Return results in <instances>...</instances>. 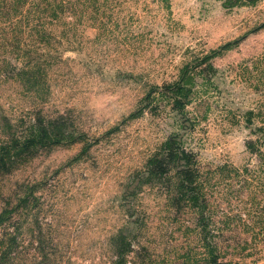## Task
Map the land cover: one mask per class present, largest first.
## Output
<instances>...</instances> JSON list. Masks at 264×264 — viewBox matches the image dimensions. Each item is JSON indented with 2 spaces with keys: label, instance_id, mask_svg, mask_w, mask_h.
Masks as SVG:
<instances>
[{
  "label": "rangeland",
  "instance_id": "rangeland-1",
  "mask_svg": "<svg viewBox=\"0 0 264 264\" xmlns=\"http://www.w3.org/2000/svg\"><path fill=\"white\" fill-rule=\"evenodd\" d=\"M52 5L0 17V264H264V0Z\"/></svg>",
  "mask_w": 264,
  "mask_h": 264
},
{
  "label": "trees",
  "instance_id": "trees-1",
  "mask_svg": "<svg viewBox=\"0 0 264 264\" xmlns=\"http://www.w3.org/2000/svg\"><path fill=\"white\" fill-rule=\"evenodd\" d=\"M52 1L53 0H43L42 8H40V4H36V2H31L30 0H0V17L4 16L7 13L8 14L11 12L16 13L19 11L20 8H22V6L30 4L31 8L35 7V9L33 10L36 13V15H35L36 19L35 20L39 23L38 32H39V34L42 35V33H43L42 32V26L45 25V20L49 19L50 17L55 16V11H54V7L52 5ZM30 18L31 17H29V16L23 15V16H21V21H24L25 19L30 21ZM176 89L178 92H181L183 90L181 83L180 84L178 83V85L176 86ZM177 103L184 104L185 101L184 102L178 101ZM169 145H171V146L177 145L178 146V147L176 146L177 148H175V146H172V148H173L172 151H174L175 153L171 152V154L168 155L169 159L176 160L177 154H179L180 151L184 152L188 158L190 157V155L188 156L186 151L180 149V146L176 140H174L173 142L171 141L169 143ZM190 172H191V170L184 171V173H186L187 176H191ZM251 177L253 180H255V177H257V176L255 175V176H251ZM246 182H247V185L250 187L251 183L248 180ZM186 191L192 193L190 196H193L192 200H194V201H198V199L200 200L201 199L200 197L203 196L197 190H194L193 188L187 187ZM256 196H257V193L252 194V199L250 200L252 202L251 206H247L246 211L249 212V215L254 216V218L256 220V224H263L264 225V213H262L261 209H260L261 207H263V205L259 209H257V210L255 209L256 206H259L261 204V200L260 199L257 200ZM246 204L248 205L249 203L246 202ZM201 206H203L201 210L208 209V207L205 204H203ZM226 215H228V214H226ZM239 216H241V215L238 213L232 214V217L231 216H225L226 220L224 221V225H229L230 222L232 223L233 220ZM222 235H219L218 237H221ZM254 236H257V234L254 233ZM210 237H214L213 234H211ZM255 238H257V237H255ZM206 247H207V250L209 253L208 264H226V263H222V262L219 263L218 262V256L220 254V247L218 244L214 243L212 245V242L210 241L209 243H207ZM227 264H230V263H227Z\"/></svg>",
  "mask_w": 264,
  "mask_h": 264
}]
</instances>
